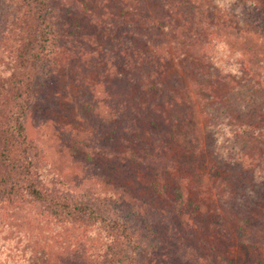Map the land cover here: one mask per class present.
Returning a JSON list of instances; mask_svg holds the SVG:
<instances>
[{"label": "trees", "instance_id": "trees-1", "mask_svg": "<svg viewBox=\"0 0 264 264\" xmlns=\"http://www.w3.org/2000/svg\"><path fill=\"white\" fill-rule=\"evenodd\" d=\"M241 1L119 0L116 15L106 0H0V211L28 209L51 242L1 246L4 264H139L150 226L175 242L168 241V264H264L247 248L264 217L249 213V201L241 207L258 193L244 195L249 185L264 183V61L250 53L239 66L214 42L230 28L220 7L230 13ZM259 5L245 0L243 12L255 16ZM210 6L219 29L209 23ZM87 55L111 62L119 80L123 66L134 101L91 104V76L71 80L81 94L74 129L83 122L98 129L68 133L79 154L66 189L84 186L79 194L58 187L27 120L36 82ZM177 142L184 153L175 164L164 153ZM245 171L252 181L239 180ZM231 223L236 252L218 262L211 238L228 234Z\"/></svg>", "mask_w": 264, "mask_h": 264}, {"label": "rangeland", "instance_id": "rangeland-1", "mask_svg": "<svg viewBox=\"0 0 264 264\" xmlns=\"http://www.w3.org/2000/svg\"><path fill=\"white\" fill-rule=\"evenodd\" d=\"M106 1H109V6H113V13L116 12L117 15L119 0ZM93 2L96 3L97 0H93ZM258 2L260 4V10L255 16L253 13L245 14V12H243L246 9L245 0L237 3L236 8L232 7L230 13L226 9V6L220 7L219 11L221 13L224 15L228 14L227 16H222V19L230 26V28L227 27V29L221 28L219 32L222 36L214 40L215 43L220 42L223 46V59L227 60L225 56L227 54L230 57L233 55L231 59L235 60L239 66H242L245 65V61L249 60L248 57H251V54H257L259 56L258 58L264 61V36H262L264 31L262 28H257V25L260 26L261 23H264V0H258ZM88 6H90V4ZM207 11L209 23L217 26V20L220 18L218 9L214 6L211 9L210 6ZM97 12H100V9H97ZM240 12H242V20L240 24H235V22H233L235 18L232 17L235 14L240 15ZM220 26H217L218 29ZM91 42L99 43V40H92ZM209 51L212 52V48H210ZM213 53H218V51L213 50ZM85 59L86 61H82L79 58L73 60L72 58L71 63L65 67V69L62 68L57 71V73L52 74L49 80L44 82L39 80L36 82L34 89V104L27 120L28 137L42 150V154L46 161L45 163L51 168L52 175L57 178L59 177L61 180L62 184L58 187L68 190L70 193L79 194L84 190V186L77 189H66L67 184L70 183L67 175H71L73 172L75 173V166L73 164L74 155L76 153L77 155L79 154L74 146V142L76 143L78 141L76 140L77 138L75 136H68V133L72 131L76 132V130L94 133L98 131V129H93L91 127L87 128V122L79 123L81 129H74L76 124L80 121V119L77 120L76 115V98L81 97V94H78L71 80L76 79L81 81L86 75L91 76V85L87 87V90L91 93L87 99L91 101V104L95 103L101 106H112L111 103L119 101L128 102L129 104L134 101V99H132L133 97L131 98L130 96V84L126 83L123 79L125 75V68H123V66L119 65L118 67L119 75H122V77H120L121 80H119L114 74L112 75V73H109L108 67L111 66V62L106 63L102 61L100 56L95 55H87ZM114 63H117V61L113 59V64ZM85 73L86 75H84ZM75 76L76 78H74ZM196 98L198 97L192 94V99ZM185 125L188 126V123ZM222 131L226 132L227 129H222ZM190 132L193 131L190 130ZM182 143L186 144V142ZM182 153H184V148L181 143L177 142L171 146L170 151L166 150L164 155L168 161L177 164L179 161L178 156ZM170 157H172V159ZM239 180L241 182L252 181V177L245 171V173L240 176ZM253 183L254 184L249 185L250 189L245 191L244 195H248L249 193L253 194L254 192L258 193L250 199L243 197L241 207L247 206V201H249L251 204L249 213L254 214L256 212L258 216V211L260 210L261 214L259 219L262 220L261 217H264V197L260 198L257 197V195L260 193L261 189H264V183L261 184L260 181H255ZM28 217L31 220H29ZM229 228L228 234L211 238L212 252L218 262H220L223 257H232L234 251L236 252L231 232V229L233 230L232 223ZM162 232L163 230L158 226L146 227L143 244L139 252V264H160L161 261V264L169 263V244L173 242L175 245V242L166 237ZM260 233L258 238L253 236L247 246L251 252L250 258L253 262L257 257L260 259L263 258L264 260V222L260 227ZM26 238L31 240L35 247L49 248L48 245H51L48 226L44 225L43 221L38 219L34 213L29 212L27 209L15 216L8 213V211H0V247L5 246L11 249L14 242L18 240L23 242ZM85 239L89 241V239H94V237L85 235ZM169 240L170 242H168ZM166 242H168V245L161 246ZM81 251H77V258L81 255ZM244 252H246L245 249L241 250V247H238L236 258H241ZM4 263V254L0 253V264Z\"/></svg>", "mask_w": 264, "mask_h": 264}]
</instances>
